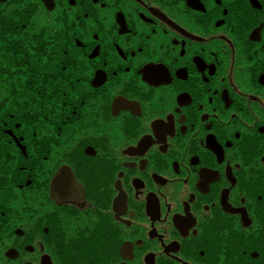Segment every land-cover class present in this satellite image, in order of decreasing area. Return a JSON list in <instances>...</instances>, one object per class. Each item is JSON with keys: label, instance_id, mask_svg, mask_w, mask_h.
<instances>
[{"label": "flooded vegetation", "instance_id": "flooded-vegetation-1", "mask_svg": "<svg viewBox=\"0 0 264 264\" xmlns=\"http://www.w3.org/2000/svg\"><path fill=\"white\" fill-rule=\"evenodd\" d=\"M2 28L35 173L0 264H264V0H0Z\"/></svg>", "mask_w": 264, "mask_h": 264}, {"label": "trees", "instance_id": "trees-1", "mask_svg": "<svg viewBox=\"0 0 264 264\" xmlns=\"http://www.w3.org/2000/svg\"><path fill=\"white\" fill-rule=\"evenodd\" d=\"M7 30L0 29V67L3 66L2 52L5 42L8 39ZM45 46L41 45V50ZM1 102V101H0ZM2 103V102H1ZM0 103V226H9L12 218L15 217L14 205L17 203L16 198H22L26 190V182L28 179H33L34 170L23 169L22 163L25 157L22 156L17 148L13 138L5 132L6 123L8 127L14 131L16 121L9 119L3 109V104ZM7 118V121H6ZM7 127V128H8ZM23 187V188H21Z\"/></svg>", "mask_w": 264, "mask_h": 264}, {"label": "water", "instance_id": "water-1", "mask_svg": "<svg viewBox=\"0 0 264 264\" xmlns=\"http://www.w3.org/2000/svg\"><path fill=\"white\" fill-rule=\"evenodd\" d=\"M9 134L13 137V133L9 132ZM16 144L18 146V148L22 151L23 154H25L26 150L25 148L20 144V142L16 141Z\"/></svg>", "mask_w": 264, "mask_h": 264}]
</instances>
